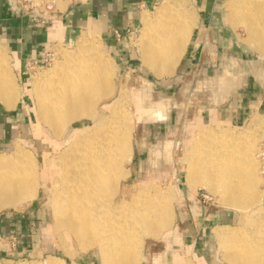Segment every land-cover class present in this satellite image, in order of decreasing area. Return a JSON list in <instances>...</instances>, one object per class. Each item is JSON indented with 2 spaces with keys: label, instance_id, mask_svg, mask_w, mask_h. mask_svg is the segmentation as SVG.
<instances>
[{
  "label": "bare ground",
  "instance_id": "obj_1",
  "mask_svg": "<svg viewBox=\"0 0 264 264\" xmlns=\"http://www.w3.org/2000/svg\"><path fill=\"white\" fill-rule=\"evenodd\" d=\"M227 2L233 8L229 17L233 26L245 27L248 43L264 56V0ZM188 3L189 0H166L156 12V18L146 13L143 16L144 27L136 45L144 66L158 78L173 75L185 54L197 21ZM78 47L79 53L68 54L61 66L37 77L32 83V93L38 102L41 122L57 140L64 138L67 128L75 121L95 115L96 123L72 131L67 150L59 153L56 165L52 164L49 188L47 179L45 182L38 179V160L30 151L25 152L19 142L14 153L1 155L0 213L8 208L18 210L38 196L41 185L46 186L44 190L51 193L55 229L65 246L74 237L82 251L98 250L102 264H141L145 237L170 234L175 194L173 188L164 191L155 185L130 196L121 191V183L130 176L125 163L131 161L133 154L132 119L126 108L116 102L105 105L108 115L96 109L114 93L116 64L103 57L100 45L86 38L80 40ZM8 63L0 49V100L13 108L19 97V84L17 87ZM156 112L153 110L148 115L155 116ZM245 135L226 130L216 136L209 134L217 137L214 141L217 146L210 149L207 137L198 134L182 154L188 164V185L207 187L212 194L220 196L223 206L233 209L249 210L256 205L261 198L262 182L255 160V143L245 142ZM123 215L126 217L120 220ZM261 228L259 224L251 234L237 228L217 227L215 237L225 249L229 264H264ZM184 262L181 259L180 264ZM47 264H65V260L51 257Z\"/></svg>",
  "mask_w": 264,
  "mask_h": 264
},
{
  "label": "rangeland",
  "instance_id": "obj_2",
  "mask_svg": "<svg viewBox=\"0 0 264 264\" xmlns=\"http://www.w3.org/2000/svg\"><path fill=\"white\" fill-rule=\"evenodd\" d=\"M14 1L18 3L17 6L26 16L33 14L34 11L37 12L36 9H38V11L43 10L47 17L57 15L58 13H55L57 10L65 12L72 5L89 7L93 3L90 0ZM165 1L158 0L151 7L145 8L140 14L137 27L129 29L126 36L122 38V43L129 49L126 55L111 48V43L101 33L98 21L88 22L85 19L79 28L73 31L71 40L66 43L60 41L54 47L52 51L54 62L49 67L33 72L26 85L16 79L17 87L19 84V97L15 106L8 108L0 100V106L10 109L9 112L13 117L10 121L11 139L6 146L0 148V156L14 153L16 143L19 142L17 144L22 145L20 147L25 152L29 153L30 151V154H33L32 156L38 160V179L41 182H45L47 179L48 188L52 186V164L56 165L62 151L67 150L72 141L70 139L72 131L76 128L84 129L86 126H93L96 120L93 115L90 118L71 123L65 133V139L58 138L57 140V137L41 122L38 116V102L32 93V83L37 77H43L55 67L61 66L68 54L72 56L79 53L80 40L86 38L88 41L100 45L103 57L114 61V65L116 64L114 93L97 105V112L110 114L104 109L105 105L116 102L119 106L126 108L132 119L133 154L131 161L125 163L126 169L130 170V176L121 183V191L125 190L126 196H130L140 189H147L155 185L164 191L173 188L175 194L173 202L175 218L173 217V223L171 222L170 234L165 233L160 238L145 237L147 239L143 241L141 264H180L181 259L185 260V264L186 261L190 262L188 264H229L225 259V249L215 237L217 227L237 228L252 234L261 224L260 233L264 238V209L262 206L264 173L261 156V145L264 142V56L248 43L246 28L243 26L235 28L231 23L229 17L233 8L229 6L227 0L216 2L215 5L221 9L220 18L233 31L234 40L225 37L220 44L216 45L212 32H210L207 35L208 42L205 43V46L210 52L218 50L219 53H227L229 61L224 64L228 65L226 68L231 72L239 70V67L233 64L238 57L241 58L244 51H247L246 55L258 64L256 74H260L262 90L255 94V99L251 97L253 103H251L250 116L243 125L233 126L226 122L213 120L212 117L204 118L201 113L202 108L218 104V94L215 92L213 84L211 85L212 71L203 67V61H200L196 63L198 69L195 71V75L193 71L195 63L191 62L189 53H192L194 49V39H197L199 33H202V12L211 9L214 0H189L188 8L195 11L197 21L191 30L185 54L173 75L158 78L151 69L144 66L141 51L136 44L142 35L144 14L156 18V12ZM45 5H52L53 10L47 8L44 10ZM0 49L9 59L8 65L13 76L17 78L13 70L10 50L1 43ZM206 51L208 50L206 49ZM211 86L213 89L210 88ZM257 96L259 101L256 99ZM261 98L263 108L259 110L256 104L261 102ZM156 107H161V109L155 110ZM153 110L157 111L155 116L148 115ZM223 130L235 135L244 133L246 134L245 142L255 143V160L258 164V176L262 182L259 184L262 199L260 198L258 203L249 210L223 206L219 195L212 194L204 186L193 188L188 185L186 180L188 164L182 157L184 151L194 142L198 134H204L207 137V148L212 149L214 145L217 146L214 142L217 139L215 136L222 133ZM209 134L215 136L209 137L207 136ZM170 146L171 148H169ZM53 155L55 156L53 157ZM44 189L46 186L41 185L38 196L18 210L8 208L0 213L1 220L11 219L15 222L23 220L25 223L23 234L26 239L22 248L19 249L16 247L20 243L17 233L0 238V264H30L33 262L47 264L51 257L63 259L65 264H72L73 261L78 264H102L98 250L82 251L74 237L71 238L68 246H65L55 229L50 207L51 193ZM118 200H122L121 195ZM125 217V215L120 216V220ZM13 244L16 245V248H11ZM67 251L73 252L74 255L68 254Z\"/></svg>",
  "mask_w": 264,
  "mask_h": 264
},
{
  "label": "crops",
  "instance_id": "obj_3",
  "mask_svg": "<svg viewBox=\"0 0 264 264\" xmlns=\"http://www.w3.org/2000/svg\"><path fill=\"white\" fill-rule=\"evenodd\" d=\"M90 1L93 3L89 7L72 5L65 12L56 9L55 13L58 14L52 17L35 18L26 16L11 0H0V43L10 50L13 70L21 84L26 85L33 72L49 67L48 54L52 53L60 41L66 43L71 40L73 31L78 29L85 19L88 22L98 21L101 33L111 43V48L126 55L129 49L122 43V38L129 29L137 27L141 12L158 0ZM216 2L219 0H214L211 9L202 12V33L194 39V49L189 53V57L191 62L195 63L193 70L195 75L198 69L196 63L200 61H203V67L212 71L211 77L214 82L212 81L211 85L213 84L218 94V104L202 108L201 113L204 118L212 117L213 120L240 126L250 116L252 98L255 99V94L262 90L260 74H256L258 64L246 55L247 51H244L241 58L238 57L233 64L238 66L239 70L231 72L226 68L228 65L224 64L229 61L228 54L219 53L218 50L210 52L205 46L210 32L216 45L225 37L234 40L233 31L220 18L221 9L215 5ZM116 31L121 33L120 39L117 38ZM210 88L213 89L212 86ZM256 99L259 101L258 96ZM256 105L259 110L263 108L262 98ZM9 111L10 109L0 106V148L6 146L11 139L10 121L13 117ZM262 206L264 209V196ZM24 230L23 220L15 222L11 219L8 221L0 219V238L14 233H17L19 238L20 243L17 246L13 244L11 248H22L26 240Z\"/></svg>",
  "mask_w": 264,
  "mask_h": 264
},
{
  "label": "built area",
  "instance_id": "obj_4",
  "mask_svg": "<svg viewBox=\"0 0 264 264\" xmlns=\"http://www.w3.org/2000/svg\"><path fill=\"white\" fill-rule=\"evenodd\" d=\"M13 4L17 5L18 3L14 0H11ZM25 1H31V0H25ZM37 7H40V6H37ZM48 9V10H53V6L52 5H45L44 6V10L45 9ZM36 11L33 12V14H31L30 16L32 17H43L45 18L47 15L45 13H43V10L42 11H38V9H36ZM116 36L118 39H120L122 36H121V33H119L118 31H116ZM54 62V54L53 53H50L48 54V65L50 66L52 63ZM261 156L263 158V161H264V142L262 143L261 145ZM262 161V169H263V173H264V162Z\"/></svg>",
  "mask_w": 264,
  "mask_h": 264
}]
</instances>
